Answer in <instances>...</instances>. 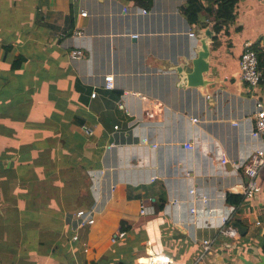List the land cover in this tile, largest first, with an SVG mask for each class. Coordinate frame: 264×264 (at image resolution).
<instances>
[{
	"label": "crops",
	"instance_id": "1",
	"mask_svg": "<svg viewBox=\"0 0 264 264\" xmlns=\"http://www.w3.org/2000/svg\"><path fill=\"white\" fill-rule=\"evenodd\" d=\"M187 1L0 0V264H141L151 256L255 264L264 256V167L260 192L242 194L245 166L264 149L249 137L256 105L264 110V0H232L229 12L228 0H198L192 24ZM206 30L209 83L190 88L177 69L191 71ZM246 44L263 74L255 88L240 77ZM73 50L82 59L71 60ZM92 173L101 176L96 192ZM192 188L207 202L191 203ZM97 200L95 224L72 242L68 214Z\"/></svg>",
	"mask_w": 264,
	"mask_h": 264
},
{
	"label": "built area",
	"instance_id": "2",
	"mask_svg": "<svg viewBox=\"0 0 264 264\" xmlns=\"http://www.w3.org/2000/svg\"><path fill=\"white\" fill-rule=\"evenodd\" d=\"M122 12L124 14H146L145 10H134V12H130V10H127L126 8L122 9ZM80 15L85 17L86 12H80ZM77 36H80V32H76ZM189 37L195 38V33L190 32ZM132 38H137L136 35H132ZM83 52L81 50H73L70 52V59L71 60H79L82 59ZM239 70H240V77L241 80L246 83L249 87L255 88L260 83L263 82V74L261 70L259 69V59L257 56L256 51L253 49V47L250 44H246L245 48L243 50V53L239 59ZM105 87L106 88H112L113 87V76L107 75L103 78ZM91 97H95V94H91ZM210 96H206V99H209ZM256 115H255V128L251 130L249 133V137L257 141L259 144H262L264 147V110L262 109V106L260 104L256 105ZM192 123H198L197 119H192ZM236 125V124H235ZM142 143L144 145L149 146L150 148H157V144H153L148 140V138H144L142 140ZM182 147L185 150L192 151L194 149V145L188 142L182 143ZM227 163V159L225 156H222L220 165L224 166ZM264 167V149L256 150L250 160L249 163L245 166V174L248 178V182L245 187L242 189V194L245 198L251 199L255 194L260 192L261 187L257 183V175L258 172ZM102 174V172H99ZM101 176H97V173L91 174L92 179V189L94 192L99 190V184L98 180H100ZM154 180V178H152ZM115 185L111 184L109 186L108 195L111 196L112 193L115 191ZM188 194L191 196L190 202L193 203L194 201H200L201 203H206L207 198L196 197L195 189H190L188 191ZM177 202L173 200L171 204H176ZM100 205V201H96L91 207L87 209H80L75 212L68 214V219L70 223V230H71V241L77 242L79 241V234L78 232L84 228L93 226L95 224V216L97 215V211ZM189 212L191 214L195 213L194 207L190 208ZM147 213V208L145 206H140V214L144 215ZM222 225H226L229 223L230 218L227 217H221L219 218ZM221 234L224 236H228L231 238H235L237 236V231L234 230L231 227H223L220 230ZM203 249L205 251L209 250L211 247V241H204L202 243ZM84 252H87V245L83 244ZM141 264H172L169 259L163 258V257H149L147 261Z\"/></svg>",
	"mask_w": 264,
	"mask_h": 264
},
{
	"label": "water",
	"instance_id": "3",
	"mask_svg": "<svg viewBox=\"0 0 264 264\" xmlns=\"http://www.w3.org/2000/svg\"><path fill=\"white\" fill-rule=\"evenodd\" d=\"M211 35H213V33L209 32V30L204 32L199 31L197 35L198 45L196 48V56L190 60L191 71L186 73L183 70L177 69V72L181 75V78L184 80L187 87L204 88L209 83L204 77L209 71V45L211 42ZM233 225L240 233L245 231V228H243L238 222H235ZM239 259L243 264H254L242 257ZM255 264H264V256H259V262Z\"/></svg>",
	"mask_w": 264,
	"mask_h": 264
},
{
	"label": "trees",
	"instance_id": "4",
	"mask_svg": "<svg viewBox=\"0 0 264 264\" xmlns=\"http://www.w3.org/2000/svg\"><path fill=\"white\" fill-rule=\"evenodd\" d=\"M130 1L134 2L135 4H137L139 6L147 7V6H149L151 4L152 0H130ZM196 1H198V0H188L187 4H186V9L184 10V14H185L188 22L191 23V24L197 22L196 10H195V6H194V3H196ZM219 4H220V2H219ZM232 4H233V1L232 0H228L227 2L222 4V7L227 8L228 9L227 11L229 12L230 11L229 9L231 8ZM215 30H217V31L219 30L217 25L215 26ZM5 50L8 52L10 50V48L7 47V48H5ZM259 241H260V244H261V250H262V252L264 254V239H261Z\"/></svg>",
	"mask_w": 264,
	"mask_h": 264
}]
</instances>
